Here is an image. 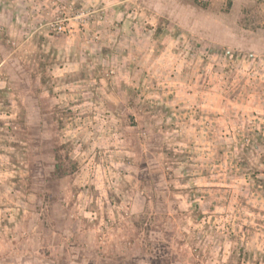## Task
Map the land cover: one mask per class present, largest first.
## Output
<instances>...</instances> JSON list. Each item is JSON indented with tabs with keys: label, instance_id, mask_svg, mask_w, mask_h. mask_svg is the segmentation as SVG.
Here are the masks:
<instances>
[{
	"label": "rangeland",
	"instance_id": "1",
	"mask_svg": "<svg viewBox=\"0 0 264 264\" xmlns=\"http://www.w3.org/2000/svg\"><path fill=\"white\" fill-rule=\"evenodd\" d=\"M0 264H264V0H0Z\"/></svg>",
	"mask_w": 264,
	"mask_h": 264
},
{
	"label": "built area",
	"instance_id": "2",
	"mask_svg": "<svg viewBox=\"0 0 264 264\" xmlns=\"http://www.w3.org/2000/svg\"><path fill=\"white\" fill-rule=\"evenodd\" d=\"M59 28H61V27H59Z\"/></svg>",
	"mask_w": 264,
	"mask_h": 264
}]
</instances>
